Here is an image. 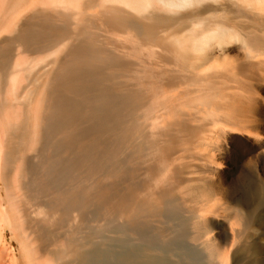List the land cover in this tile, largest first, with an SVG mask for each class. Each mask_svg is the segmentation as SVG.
<instances>
[{"label": "rangeland", "instance_id": "rangeland-1", "mask_svg": "<svg viewBox=\"0 0 264 264\" xmlns=\"http://www.w3.org/2000/svg\"><path fill=\"white\" fill-rule=\"evenodd\" d=\"M0 165V264H264V11L0 0Z\"/></svg>", "mask_w": 264, "mask_h": 264}, {"label": "bare ground", "instance_id": "bare-ground-1", "mask_svg": "<svg viewBox=\"0 0 264 264\" xmlns=\"http://www.w3.org/2000/svg\"><path fill=\"white\" fill-rule=\"evenodd\" d=\"M111 1H116V2H122V3H124V4H126L127 6H130V7H132V8H148V7H150V6H153L155 3H157V2H160V3H162L163 4V6L167 9V10H170V11H175V10H182V9H187L188 7H194V6H196V5H198L199 3H201V2H203V1H205V0H111ZM238 1H241V2H243L244 4H248V5H251V6H255V7H257L258 9H260V10H262V11H264V0H238ZM47 2V1H46ZM55 2H58V3H62V4H68V3H70V0H55ZM15 9V8H14ZM12 11V10H11ZM20 11V10H19ZM15 12V11H14ZM13 12V13H14ZM18 12V11H17ZM16 12V13H17ZM12 13H10V15H11ZM8 18V17H7ZM14 18V17H13ZM8 20H10V19H8ZM12 21V20H11ZM226 34H228V33H223V32H221L220 30H211V31H209V32H204V33H202L199 37H197V38H193L194 40H196V42H198V44H196V45H198L199 47H201V48H203V45L205 44V43H207L209 40H212V38H218V40L219 39H225V37H227L226 36ZM190 39V38H189ZM189 39H183V38H181V39H178V44H179V46L181 45V46H187L188 44H189ZM192 39V38H191ZM192 39V40H193ZM221 41V40H220ZM195 47V46H194ZM62 98H63V96H62ZM66 99V98H65ZM67 101V100H66ZM68 102V101H67ZM62 103V102H61ZM59 104H60V102H59ZM71 104V103H70ZM70 104H68V105H70ZM64 105H67L66 103H64ZM67 105V106H68ZM72 105V104H71ZM84 105V104H83ZM58 106H60V108L59 107H57V108H59L58 109V113L63 117L62 119L63 120H65L66 118L68 119V120H70L71 121V115H70V113H69V111L67 110L69 107H65V106H62L61 107V104L60 105H58ZM72 107H73V105L71 106V109H72ZM87 107V106H86ZM67 108V109H66ZM71 109H69V110H71ZM77 109V108H76ZM74 110H75V107H74ZM72 111V110H71ZM70 111V112H71ZM77 111V110H76ZM74 112V111H73ZM55 114H56V112H55ZM59 114H58V116H59ZM73 114V113H72ZM74 114H76V113H74ZM58 116H56V117H58ZM66 117V118H65ZM61 119V121L63 122V120ZM59 120H60V118H59ZM73 120H74V118H73ZM67 121V120H66ZM65 121V122H66ZM70 121H67V123H69ZM62 124V123H61ZM64 124V123H63ZM1 143H2V141H1ZM1 166V165H0ZM107 193H108V195L112 198V199H116L115 201L114 200H111V198H109V197H107ZM128 194V193H127ZM126 193H124V194H121V191H119L118 190V188H116V187H113V188H110V189H106L105 191H104V194H103V196H102V199H101V201H102V203L104 204V206H106V207H110V208H116V209H118V210H120L121 212H123V213H126V214H128V212H129V210L132 208H135V207H133L134 206V201H135V199H133L132 197H129V195H127ZM137 201V200H136ZM137 204V203H136ZM136 204H135V206H136ZM133 211H135V210H133ZM132 211V212H133ZM8 218V216H7V214L1 209V207H0V222H3V221H5L6 219ZM14 219V218H13ZM12 219V220H13ZM9 220V219H8ZM10 221V220H9ZM14 222L13 223H16L15 222V220H13ZM0 225H1V223H0ZM13 226H14V224H12ZM204 225V224H203ZM11 226V225H10ZM12 227V226H11ZM203 229H205V231H206V225L205 226H203ZM205 233V232H204ZM207 233H209V232H207ZM206 234V233H205ZM228 234V233H227ZM1 241H2V239H1ZM24 241H26V240H24ZM22 242V244H23V247H22V251H25L24 253H26V256L29 258V263L31 262L30 260H32V258H33V256H35V254L36 253H34V255H33V253L32 252H34V251H32V247L30 248L29 246H28V244L26 243V242ZM33 241V240H32ZM28 242V241H27ZM30 242H31V240H30ZM30 242H28V243H30ZM31 243H33V242H31ZM30 243V244H31ZM21 244V245H22ZM62 244V243H61ZM61 244H59V245H61ZM62 246H63V248H62V250L60 251L61 253H60V255L56 258V259H58V258H63V257H66V256H68L69 255V252H75L76 254L77 253H79V250L78 249H71L70 247H66L65 248V246L66 245H64V244H62ZM61 246V247H62ZM37 252V251H36ZM38 254V253H37ZM81 254H83V253H81ZM17 255V254H16ZM15 255V256H16ZM25 256V257H26ZM13 257V256H12ZM25 257H23V258H25ZM36 258V262H37V264H38V262H39V260L37 259L38 258V256L37 257H35ZM34 258V259H35ZM82 258H83V261H85V258L82 256ZM221 258V257H220ZM3 259V258H2ZM27 259V258H26ZM33 259V260H34ZM40 259V258H39ZM24 260V259H23ZM48 260V259H47ZM41 261V260H40ZM52 261V260H51ZM55 261V260H54ZM7 262V261H6ZM35 262V261H34ZM34 262H31L32 264L34 263ZM36 262L34 263V264H36ZM45 262H46V260H45ZM47 262H49V261H47ZM68 262V261H67ZM43 263V262H42ZM41 262L39 263V264H42ZM72 264H73V262H71ZM70 263V264H71ZM222 263L223 264H228V260H226V258H223L222 257ZM5 264V263H4Z\"/></svg>", "mask_w": 264, "mask_h": 264}]
</instances>
